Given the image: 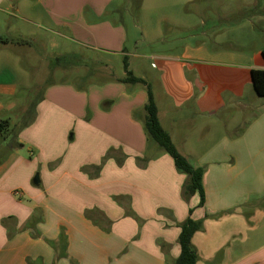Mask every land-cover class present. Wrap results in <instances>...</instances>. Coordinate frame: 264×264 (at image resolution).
I'll return each instance as SVG.
<instances>
[{
  "label": "crops",
  "instance_id": "1",
  "mask_svg": "<svg viewBox=\"0 0 264 264\" xmlns=\"http://www.w3.org/2000/svg\"><path fill=\"white\" fill-rule=\"evenodd\" d=\"M131 1L0 0V122L14 128L0 132V264H175L189 217L204 220L192 238L197 264L219 252L216 264H263L226 241L244 233V206L264 195V96L252 79L264 69V0L249 2L234 26L226 2L240 0H214L230 24L214 9L204 39L193 29L205 26L198 17L212 0H141L143 15L157 13L145 39L161 38L164 23L190 32L173 31L185 37L175 52L150 54L127 50ZM17 34L32 43L1 39ZM69 53L73 64H54ZM125 55L153 82L178 150L203 167V206L198 193H184L189 176L147 136L146 86L117 80ZM20 88L30 92L23 106ZM14 110L27 125L15 129Z\"/></svg>",
  "mask_w": 264,
  "mask_h": 264
},
{
  "label": "rangeland",
  "instance_id": "2",
  "mask_svg": "<svg viewBox=\"0 0 264 264\" xmlns=\"http://www.w3.org/2000/svg\"><path fill=\"white\" fill-rule=\"evenodd\" d=\"M210 1V0H209ZM253 3L255 1L258 0H240L238 2H234V1H230V2H226V5H234V8L236 9L233 13L230 19L234 20L235 22H230L229 19H223L224 16H222V11L224 10L223 7V3H219V2H214V0H212V4L210 5V7H213V9H208L207 13H203L201 14V16L198 17L199 23L202 21L205 22V26L201 25L197 26L196 28H194L193 30L195 31V33H197L199 38L204 39L205 35L203 34L207 28L209 27V21L210 18L208 19V16L210 17L212 14L214 13V9L216 11H218L219 15H221V20L219 23L220 25H228V24H232V26L236 25V21H238L239 19L242 18V16L245 13H248L249 10V2ZM242 3H246V4H242ZM126 6H128V4H130L129 8V12L126 16L125 19V23L127 25V29L129 31V43L127 44V50H131L133 51H138V52H142V53H152V52H162L165 51L167 53L169 52H175L177 49H179V47L184 44V39L185 37L179 39H175V34L176 36H186V35H190V32H185V31H181V30H177L175 28H171L172 32H168V26L166 23L163 24V29L165 32H163V36H161V38H157L154 40H147L144 37V30L148 31L147 28V24L152 23L153 25L156 24L157 21V13L155 14H149L145 13L143 15V11H141L139 9L138 12H135L132 8V1L125 3ZM200 8V7H199ZM233 7H231L232 9ZM238 9V10H237ZM202 10V8H201ZM211 10V12H210ZM206 12V11H203ZM121 20V19H120ZM220 20V19H219ZM230 22V23H229ZM239 22V21H238ZM208 23V24H206ZM176 32L175 34L173 33ZM154 37V36H151ZM138 44V48L135 49L136 45ZM139 61H135L134 63H136L137 65H141V59H137ZM119 65L123 66V57L121 59V61H118ZM117 66V64L115 65ZM62 67V66H60ZM62 69H68L66 67L62 68ZM118 69V68H117ZM145 70V67H144ZM30 93L27 89L24 88H20L19 89V97L18 99H20L21 101V105L23 106L25 103H27V99H28V94ZM35 96V94L33 95V97ZM24 103V104H23ZM18 107V106H17ZM14 116L12 117L13 119V124L15 123L18 129L20 128L23 124L26 123V120H24L22 118V116H20V120H18L17 116L20 114L18 110H14ZM17 114V115H16ZM27 118V115H26ZM17 119V120H16ZM12 125H10V129H14L11 128ZM13 131V130H12ZM4 135H11L10 132H8L7 130H4L2 132ZM9 139L6 141V143H8L7 145H12L13 142L12 140L13 138V134L12 136H8ZM251 188L253 186H250ZM257 188V187H256ZM261 188V187H260ZM255 202L251 201L249 203H247L244 208L243 211L245 212V218H246V222H247V229L244 231L243 234H230L229 239L226 241V243H229V245H233L235 246L236 244H242L241 246V250L240 253L243 251V249L245 248V251L247 254L252 253V251H255L256 254H259L262 258H264V215L262 213V211H258V210H263L264 209V195L261 196V198H259L258 200H254ZM258 211V212H257ZM253 212H257L256 215H253ZM208 217V216H207ZM252 221V225L253 227H250L252 229H249V224L248 222ZM238 222H236L235 224H237ZM229 227H232L233 225H228ZM221 229L225 228L224 230H227L228 228H226L225 226H220ZM197 250V249H196ZM233 250V249H232ZM198 252V251H197ZM238 253V251H237ZM223 256L222 252L217 253V255H215V257L210 260L209 262H206L205 264H216V262L218 260H220ZM257 256V255H256ZM263 260V259H262ZM249 263V262H247ZM264 264V263H263Z\"/></svg>",
  "mask_w": 264,
  "mask_h": 264
},
{
  "label": "trees",
  "instance_id": "3",
  "mask_svg": "<svg viewBox=\"0 0 264 264\" xmlns=\"http://www.w3.org/2000/svg\"><path fill=\"white\" fill-rule=\"evenodd\" d=\"M133 10L139 11L141 0H132ZM5 43H19V44H31L32 39L24 37L20 34L7 36L1 38ZM264 54V50H263ZM75 55L72 53L55 56L54 64L59 65L61 63L73 64L75 62ZM123 65L126 72L125 77L117 78L118 81L131 84L133 86L137 84H143L146 86L149 100L144 106L146 112V118L144 120V127L149 140H153L158 144L160 148L166 151L174 159L175 166L178 171H181L189 176V181L185 185L184 193L187 196H193L198 193L200 196V206L205 203V191L203 186V167H197L195 164L185 155H183L176 145L174 144L170 133H168L161 125L159 119V109L155 100L154 85L153 82L146 78L136 76L129 67V57H123ZM252 79L255 92L259 96H264V69H253ZM10 121L4 119L0 122V132L7 130L12 131L9 127ZM27 125V124H25ZM24 125V126H25ZM192 212V210H190ZM203 219L194 220L188 218L181 225V232L179 235L180 254L176 259L175 264H197L199 254L192 244L193 235L203 229Z\"/></svg>",
  "mask_w": 264,
  "mask_h": 264
},
{
  "label": "water",
  "instance_id": "4",
  "mask_svg": "<svg viewBox=\"0 0 264 264\" xmlns=\"http://www.w3.org/2000/svg\"><path fill=\"white\" fill-rule=\"evenodd\" d=\"M33 182H34L35 184H38V183H39V176H38V175L35 176Z\"/></svg>",
  "mask_w": 264,
  "mask_h": 264
}]
</instances>
